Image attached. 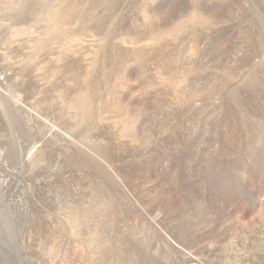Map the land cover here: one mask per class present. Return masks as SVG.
<instances>
[{
    "label": "rangeland",
    "instance_id": "374dc122",
    "mask_svg": "<svg viewBox=\"0 0 264 264\" xmlns=\"http://www.w3.org/2000/svg\"><path fill=\"white\" fill-rule=\"evenodd\" d=\"M0 264H264V0H0Z\"/></svg>",
    "mask_w": 264,
    "mask_h": 264
}]
</instances>
